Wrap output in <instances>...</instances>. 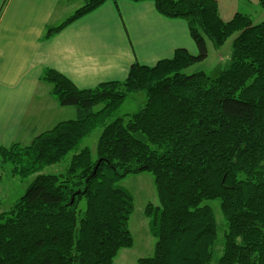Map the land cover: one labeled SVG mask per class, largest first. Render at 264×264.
I'll return each mask as SVG.
<instances>
[{
    "label": "trees",
    "instance_id": "16d2710c",
    "mask_svg": "<svg viewBox=\"0 0 264 264\" xmlns=\"http://www.w3.org/2000/svg\"><path fill=\"white\" fill-rule=\"evenodd\" d=\"M106 1L82 0L47 35ZM130 1H152L160 15L184 20L197 54L177 49L152 67L133 64L123 82L85 90L43 72L60 106L74 107L77 117L28 145L0 147V173L10 165V179L34 176L22 197L0 210V264H111L132 243V201L117 183L144 170L154 176L159 207L151 223L155 253L137 264H211L213 200L225 224L218 263L264 264V20L236 13L224 22L214 0ZM234 33L229 63L218 76L183 73L207 57L206 39L219 47ZM137 91H144V105L113 117ZM96 127L102 129L93 158L79 145ZM71 152L64 172L41 173Z\"/></svg>",
    "mask_w": 264,
    "mask_h": 264
},
{
    "label": "crops",
    "instance_id": "0c3cea01",
    "mask_svg": "<svg viewBox=\"0 0 264 264\" xmlns=\"http://www.w3.org/2000/svg\"><path fill=\"white\" fill-rule=\"evenodd\" d=\"M214 1L221 20L228 22L236 13L251 18L261 0ZM81 4L82 0H0V147L29 144L59 122L77 117L74 107L70 108L75 117L64 114L68 109L60 106L52 85L42 80L45 70L85 90L123 82L133 64L152 67L177 49L197 54L187 23L160 15L152 1L107 0L47 35Z\"/></svg>",
    "mask_w": 264,
    "mask_h": 264
},
{
    "label": "rangeland",
    "instance_id": "374dc122",
    "mask_svg": "<svg viewBox=\"0 0 264 264\" xmlns=\"http://www.w3.org/2000/svg\"><path fill=\"white\" fill-rule=\"evenodd\" d=\"M79 4L81 2H78ZM82 5V4H81ZM251 19L254 23H259L264 20V8L259 5L257 10L252 13ZM237 34L231 35L223 45L215 47L210 40L206 39L207 57L190 65L183 70L186 75L204 72L207 76L214 78L218 76L226 65L229 63V58L232 52L233 42ZM146 101L144 91L130 93L125 97L119 105L113 117H119L123 114H134L144 105ZM101 108V105L95 107V110ZM64 114L68 118L75 117L74 109L66 107ZM101 127H96L90 134L83 139L79 145L80 148L87 147L95 158V148L98 138L101 133ZM134 136L141 141L146 142V137L141 133H135ZM23 144H28L24 141ZM73 152L69 153L63 161L53 166L43 169L42 174H59L66 170ZM10 165H4L0 173V191L2 186L4 192H0V210L8 211L12 204L17 201L25 193L28 185L33 181L34 176L26 179L14 178L10 179ZM117 186L125 190L131 197L132 212L128 221V230L131 235L132 243L130 247L121 248L113 257L111 264H137L141 258L152 257L155 253L156 239L152 234V220L156 207H159V199L154 183V176L151 171L144 170L137 173H130L121 179ZM6 195V196H5ZM210 205L214 211V217L217 224V234L215 247L211 264H219L218 259L222 253V244L224 240L225 224L222 218L219 201H210ZM148 207H151V214H147Z\"/></svg>",
    "mask_w": 264,
    "mask_h": 264
}]
</instances>
